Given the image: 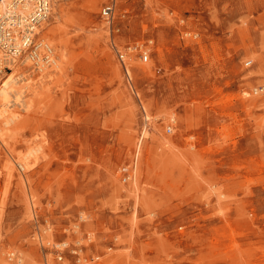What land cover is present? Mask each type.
I'll list each match as a JSON object with an SVG mask.
<instances>
[{
  "label": "rangeland",
  "instance_id": "obj_1",
  "mask_svg": "<svg viewBox=\"0 0 264 264\" xmlns=\"http://www.w3.org/2000/svg\"><path fill=\"white\" fill-rule=\"evenodd\" d=\"M57 1L61 68L0 65V264H264V0Z\"/></svg>",
  "mask_w": 264,
  "mask_h": 264
},
{
  "label": "built area",
  "instance_id": "obj_2",
  "mask_svg": "<svg viewBox=\"0 0 264 264\" xmlns=\"http://www.w3.org/2000/svg\"><path fill=\"white\" fill-rule=\"evenodd\" d=\"M29 1L32 9L26 13L19 7V3H14L7 13H0V49L3 57L0 65H12L17 60L27 56L28 60L38 63L43 59L47 63L48 54L52 51L46 46L45 53L42 54L41 44L36 43L38 30L47 22L52 11V0H22ZM117 0H110L103 9L102 17L112 25L116 17ZM23 11V12H22ZM122 59L124 55L121 54ZM144 61H148L149 56L143 55ZM172 130L169 129V132Z\"/></svg>",
  "mask_w": 264,
  "mask_h": 264
},
{
  "label": "bare ground",
  "instance_id": "obj_3",
  "mask_svg": "<svg viewBox=\"0 0 264 264\" xmlns=\"http://www.w3.org/2000/svg\"><path fill=\"white\" fill-rule=\"evenodd\" d=\"M19 3L20 2V4H18L19 5V7L21 8V9H23L26 13H29L30 11H31V9H32V5H31V3L29 2V1H24V3H22V0H0V13H7L8 12V10L10 9V8H12L13 7V4L14 3ZM58 3V1L57 0H52V13L51 14H53L54 13V11H55V6H56V4ZM23 12V11H22ZM106 23V22H105ZM47 24V23H46ZM46 24L44 23L43 25H42V27L38 30V35L39 36H41L42 35V33H43V31L46 29ZM107 25H108V23H107ZM45 40H46V37L45 38H43L42 39V41H41V46L42 47H48L49 49H50V51H52L53 52V50H51V47H50V45L48 44L47 45V43H45ZM250 51V50H249ZM0 52H2V51H0ZM3 53V52H2ZM2 53H0V54H2ZM3 57V56H2ZM1 57V58H2ZM47 57H48V60H47V63H44V61H43V59H40V61L38 62V63H34V65H37V66H39V70L43 73H46L48 70H50V69H56L57 67V69H60L61 68V65H58V61L56 60V58H55V56H53V53L50 55V54H48L47 55ZM0 58V59H1ZM16 63V62H15ZM48 64H50V65H48ZM12 70H14L13 71V73L10 75L11 77H10V79H8L7 81H5L4 83H3V85H2V87L0 88V102L2 103V105H4L5 106V108H6V110H4V111H2L1 113H0V119H2V120H4V118H6L7 117V113H8V109L7 108H10L11 107V101H10V95L14 92V93H16V96H19L18 97V100H19V98H23L24 97V94L26 93V88H27V86H25V87H22L21 86V88H19V89H15L14 90V87L16 86L15 84H16V81H17V77H19V76H21L22 75V72L20 71V69H18L16 66H14L13 68H12ZM151 69H150V66L149 67H147L146 69H144L143 71L144 72H148V71H150ZM27 73V72H26ZM253 75V74H252ZM22 77V76H21ZM51 79V78H50ZM22 85H24V83L22 84ZM18 87V86H17ZM23 89H25V91H23ZM37 96V95H36ZM34 97V96H33ZM228 101V100H227ZM23 102V105L24 106H26V102L25 101H23V100H21V101H19V104H21ZM219 102V101H218ZM22 105V104H21ZM13 115V114H12ZM17 118H18V116H17ZM15 119H16V116H10V118L6 121H3V122H1V123H3L4 125H5V127H9L10 125H11V123H13L14 121H15ZM9 131V130H8ZM227 131V130H226ZM226 133V132H225ZM1 137H4V133L0 130V138ZM3 142V141H2ZM162 151V150H161ZM160 151V152H161ZM36 154H37V152L35 151V150H32V151H30V152H28L25 156H24V160L25 161H30L32 158L34 159L35 157H36ZM11 160V159H10ZM23 160V159H22ZM23 160V161H24ZM8 162V161H7ZM28 162H24L26 165L28 164ZM12 166H13V164H8V166H6L5 167V171L7 172V174H8V176H9V178H12V176H13V169H12ZM22 167V169H24L23 168V166H21ZM32 168H33V166H32ZM134 169H136L135 170V182H133L132 184H131V186H133L134 184H137L138 183V167L137 168H134ZM30 170H32V169H30ZM29 170V171H30ZM21 181H26V179H25V177H21ZM27 190V189H26ZM25 198V197H24ZM32 198V197H31ZM30 198V199H31ZM27 203H29V202H27ZM30 204L32 205V207L34 208V205L32 204V202L30 201ZM4 213V212H3ZM26 215V214H25ZM48 222V221H47ZM38 234H39V232H38ZM39 236V235H38ZM37 238V237H36ZM40 238V237H39ZM50 238V237H49ZM35 239V238H34ZM42 241H43V239H42ZM49 242V241H48ZM65 244V243H64ZM47 245V244H46ZM50 245V244H49ZM52 245V244H51ZM30 253V252H29ZM31 258V257H30ZM20 262H22V259H19V261H18V263H20ZM4 264V263H3ZM34 264V263H33Z\"/></svg>",
  "mask_w": 264,
  "mask_h": 264
}]
</instances>
